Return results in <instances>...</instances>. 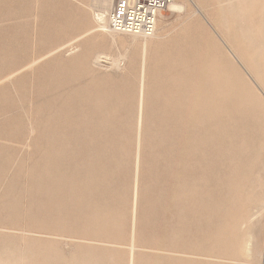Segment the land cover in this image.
I'll use <instances>...</instances> for the list:
<instances>
[{
  "label": "rangeland",
  "instance_id": "374dc122",
  "mask_svg": "<svg viewBox=\"0 0 264 264\" xmlns=\"http://www.w3.org/2000/svg\"><path fill=\"white\" fill-rule=\"evenodd\" d=\"M94 1L0 0V264H264V0Z\"/></svg>",
  "mask_w": 264,
  "mask_h": 264
},
{
  "label": "built area",
  "instance_id": "2783aa9c",
  "mask_svg": "<svg viewBox=\"0 0 264 264\" xmlns=\"http://www.w3.org/2000/svg\"><path fill=\"white\" fill-rule=\"evenodd\" d=\"M176 0H115L110 26L112 30L129 35L150 37L158 19Z\"/></svg>",
  "mask_w": 264,
  "mask_h": 264
},
{
  "label": "bare ground",
  "instance_id": "6f19581e",
  "mask_svg": "<svg viewBox=\"0 0 264 264\" xmlns=\"http://www.w3.org/2000/svg\"><path fill=\"white\" fill-rule=\"evenodd\" d=\"M222 1V0H221ZM246 1H248V0H246ZM250 1V0H249ZM248 1V2H249ZM258 1V0H257ZM176 2V1H175ZM173 3L172 4V6H170V9H169V11L171 10V11H176V10H179L180 8H181V5L179 4V3ZM231 2H233V1H231ZM244 2H245V0H244ZM247 2V3H248ZM94 3H95V5L96 6H98V8L100 9L99 11H100V14H98L97 15V20L95 19V21L98 23V26H99V28L100 29H102V30H106L107 31V29L108 28H110L111 26H110V17H111V14H112V10H113V7H114V3H115V0H95L94 1ZM187 3V1L185 2V4ZM240 3V2H239ZM241 3H243V2H241ZM251 3V2H250ZM254 3L256 4V1H254ZM254 3L252 4V5H254ZM262 3H264V2H262ZM261 3V4H262ZM234 4V3H233ZM249 4V3H248ZM259 4H260V0H259ZM260 4V5H261ZM230 5V4H229ZM235 5H236V1H235ZM234 5V6H235ZM242 5V4H241ZM240 4H239V7L241 6ZM260 5H258V3H257V6H259V8H260ZM185 6V5H184ZM186 6H189V5H186ZM238 6V5H237ZM256 6V5H255ZM254 6V7H255ZM221 7H223V6H221ZM233 7V6H232ZM231 7V8H232ZM244 7H245V4H244ZM246 8V10H247V7H245ZM250 8H252L251 10H253V7H250ZM219 9H220V6H219ZM241 9V7L239 8V10ZM242 9H244V8H242ZM233 10H234V8H233ZM236 10V9H235ZM246 10H242V11H246ZM254 10H255V8H254ZM258 10H260V9H258ZM224 11H226V10H224ZM250 11V10H249ZM257 11V10H256ZM255 11V12H256ZM264 12V4H262V7H261V12H259L260 14V19H262L263 20V18H264V16H262L261 17V15H262V13ZM111 12V13H110ZM248 12V11H247ZM235 12H233V14H234ZM110 14V15H109ZM232 14V15H233ZM246 13H243V15H245ZM248 14V13H247ZM257 14V13H256ZM264 14V13H263ZM107 15H109V16H107ZM227 15V14H226ZM231 15V16H232ZM241 16H242V14H240ZM252 15V14H251ZM234 16V15H233ZM232 16V17H233ZM237 16V15H236ZM246 16V15H245ZM250 16V15H249ZM257 16V15H256ZM109 17V18H108ZM239 17V16H238ZM237 17V18H238ZM253 17V16H252ZM162 18V19H161ZM161 18H160V20H159V22H160V24H163L164 23V15L162 14V16H161ZM236 18V19H237ZM228 19V18H227ZM231 19V18H230ZM229 19V23H230V20ZM239 19V18H238ZM241 19V18H240ZM235 22H236V20H234ZM234 21H233V23H234ZM224 23V22H223ZM225 23H226V21H225ZM258 23V22H257ZM257 23H255L256 24V26L258 25ZM227 24V23H226ZM242 24V23H241ZM252 24V23H251ZM250 24V25H251ZM260 24V23H259ZM231 25H233L232 23H230V26ZM247 25H249V24H247ZM235 26V25H234ZM249 28H250V26H248ZM222 28H225V27H222ZM239 28V27H238ZM255 28V27H254ZM253 28V29H254ZM112 29V28H111ZM165 29V28H164ZM230 29V28H229ZM234 29H236V28H234ZM109 30V29H108ZM161 30V29H160ZM162 30H163V28H162ZM216 29H214V32L216 33V35L218 36V38H219V40H221L222 42H224L223 41V39L221 38V36L217 33V31H215ZM250 30V29H249ZM210 31H212V30H210ZM225 31H227V30H225ZM236 31H238V30H236ZM241 31V30H240ZM246 31H248V30H246ZM113 32H116V31H114L113 30ZM252 32V31H251ZM118 32H116V33H113V34H117ZM240 33V32H239ZM250 33V32H249ZM112 34V35H113ZM119 34H123V33H119ZM111 35V36H112ZM125 35H129V34H125ZM223 35V34H222ZM248 35V34H247ZM131 37H132V39L135 41L136 39L137 40H139V39H142V37L144 38H148L147 36H142V35H130ZM153 36V35H152ZM237 36V35H236ZM251 36H252V38L253 39H257V40H260V39H263L264 40V24L262 25V26H257V28H255L254 29V31H253V33L251 34ZM115 37H116V35H115ZM130 37V38H131ZM141 37V38H140ZM151 37V36H150ZM239 37V36H238ZM114 37L112 36V39H113ZM239 39V38H238ZM146 40V39H145ZM113 41V40H112ZM241 41V40H240ZM146 42H147V40H146ZM248 42V41H247ZM254 43V42H253ZM224 44V43H223ZM246 44V43H245ZM247 46V45H246ZM250 51V50H249ZM257 51V50H256ZM253 52H254V50H253ZM261 52V51H260ZM252 53V52H251ZM251 56V55H250ZM121 58V57H120ZM259 59V58H258ZM263 60V59H262ZM263 62V61H262ZM257 63V62H256ZM114 64L115 65H118L119 64V60L118 61H115L114 62ZM258 64V63H257ZM114 65V66H115ZM243 66V65H242ZM115 67H117V66H115ZM118 68V67H117ZM242 69L244 70V72H247L248 70L243 66L242 67ZM12 79V78H11ZM255 82V81H254ZM256 83V82H255ZM134 254V253H133ZM134 257V256H133Z\"/></svg>",
  "mask_w": 264,
  "mask_h": 264
}]
</instances>
